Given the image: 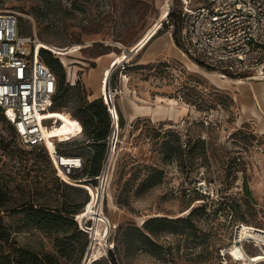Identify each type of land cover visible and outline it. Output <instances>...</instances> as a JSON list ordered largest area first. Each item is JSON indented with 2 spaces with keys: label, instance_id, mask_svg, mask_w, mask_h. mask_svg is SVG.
I'll use <instances>...</instances> for the list:
<instances>
[{
  "label": "rangeland",
  "instance_id": "rangeland-1",
  "mask_svg": "<svg viewBox=\"0 0 264 264\" xmlns=\"http://www.w3.org/2000/svg\"><path fill=\"white\" fill-rule=\"evenodd\" d=\"M165 1L169 0H0V10L18 13L20 32L35 31L44 42L42 46L65 70L67 93L45 117H57L60 123L66 121L67 128L57 130L55 124L46 128L51 146L53 137L68 138L81 126L71 115L74 94L79 92L89 99L93 83L102 87L108 105L113 109L115 103L124 120V125L112 126L98 184L66 180L82 187L81 190L57 179L58 193L76 203L88 196L74 215L78 225L87 231L84 238L90 239L82 264L93 257H109L110 252L117 264H236L226 252L236 225L246 223L264 228V132L257 128L259 119L250 109L252 106L261 113L250 83L258 87L264 77L241 76L247 82L234 83L227 78L230 75L221 76L219 71L182 54L177 41L180 0H173L168 21L173 27L177 56L160 55L141 65L140 52L136 51L158 29L167 30L166 25L160 28L158 19ZM105 53L111 59L102 68L99 83V78L88 72L97 67L99 55ZM114 70L112 85L110 77ZM215 81H224L226 86H218ZM110 84L116 89L114 103ZM129 102L133 107L137 103L142 110L143 105L151 106L150 115L129 120ZM169 129L180 133L182 147L187 148L183 162L162 158L160 143ZM198 136L205 140V155L188 150ZM81 143L72 141L61 146L72 148ZM10 149L38 169L41 182L54 189L55 173L44 149L21 143L0 113V157L5 159ZM151 164L163 169L162 180L135 193L137 179L146 173L145 165ZM134 173L138 176L135 181L130 179ZM123 187L127 189L126 196L121 194ZM96 192L97 197L101 195L99 203ZM118 196L121 202L117 201ZM203 202L205 210L192 214V226H178L177 232H159L155 238L160 246L155 252L121 241L114 245V239H121L117 229L120 223L134 227L151 215L186 216L192 207ZM5 219L20 245L37 251H56L52 235L22 226L17 215ZM245 249L256 253L252 244Z\"/></svg>",
  "mask_w": 264,
  "mask_h": 264
},
{
  "label": "built area",
  "instance_id": "built-area-1",
  "mask_svg": "<svg viewBox=\"0 0 264 264\" xmlns=\"http://www.w3.org/2000/svg\"><path fill=\"white\" fill-rule=\"evenodd\" d=\"M172 3L173 0H169L161 4L158 18L160 28L166 25L171 34L173 27L168 21ZM178 14V42L182 54L219 71L224 77L226 74L264 77V0H180ZM38 39L35 31L32 34L20 32L16 11L0 10V111L22 143L47 148L60 180L68 183L65 176L75 181L85 180L76 176L83 169L84 157L56 148L66 137H53L52 148L46 143L44 129L55 123L54 118L45 116L53 104L57 76L42 59L43 46L37 43ZM111 90L114 103L116 89L111 86ZM107 107L111 126L119 125L115 103L113 109ZM77 121L81 125L80 120ZM80 134L81 126L70 133V137ZM110 135L111 132L108 144ZM103 167L104 162L96 175V184ZM241 225L235 227L232 244L238 242L242 250L252 244L256 253H264V229L240 235Z\"/></svg>",
  "mask_w": 264,
  "mask_h": 264
},
{
  "label": "trees",
  "instance_id": "trees-1",
  "mask_svg": "<svg viewBox=\"0 0 264 264\" xmlns=\"http://www.w3.org/2000/svg\"><path fill=\"white\" fill-rule=\"evenodd\" d=\"M40 55L57 76V88L51 106V109H55L56 102L67 93L69 85L66 81V73L58 59L51 55L49 49L43 46ZM148 63H141V65ZM123 68H126L125 64H123ZM115 70L111 73L110 77L112 85L115 83ZM74 95L75 105L71 111V115L75 116L76 120H80L81 134L58 142L56 148L64 153L81 154L84 157V166L81 173L76 176H85V180L83 181L96 184V175L100 173L103 162L105 164L107 158V138L112 129L111 116L107 107L108 102L105 95L92 100L85 99L79 92ZM0 113L4 117L1 111ZM121 116L118 113L119 126L124 125V120ZM6 121L10 124L12 135L17 137L11 123L7 119ZM162 137L160 143L162 158L165 161L177 159L179 162H183L187 148L182 147L183 143L180 133L174 129H169ZM190 140L191 137L187 140L185 146L188 145ZM72 141H80L82 143L72 148L63 149L61 146L65 143L69 144ZM204 142V138L200 136L195 137L194 143L188 147L189 152L205 155L206 148ZM31 146H38L44 149L48 164L52 172L55 173V176L52 178V180L55 179V186L52 189L47 183H42L38 169L33 167L28 161H24L23 158H18L19 153L14 155L16 150H7L4 155L5 159L0 157V264H79L90 239L84 238L87 231L78 225L74 215L80 211V206H84L88 196L85 195L82 202L78 204L63 195V193H58L57 186L59 183L57 179L59 177L51 163L47 148L44 145ZM145 167H147L146 173L136 181L135 193L152 187L163 178L164 171L161 167L152 164L145 165ZM137 177V174L134 173L130 179L135 181ZM66 179L71 178L68 177ZM127 180L129 181V179ZM60 181L69 187L83 189L62 180ZM123 192L125 196L128 195L125 187L121 188V194ZM117 201L121 202L120 197ZM205 204L206 202H203L198 206L192 207L186 216L168 217L166 215H151L143 219L140 226L134 225V227L128 223H120L117 229L119 230L121 239H114V245H118L121 241L122 243L125 242L128 245L130 244V246H134L136 249L145 248L155 252L160 246L155 238L160 231L169 230L177 232L179 231L178 226H192L194 224L192 214L196 211L204 212ZM14 215H17L18 219L21 220L22 226H32L46 234L52 235L56 251L54 253L37 251L20 245L14 237L11 225L5 219L7 216ZM108 263L117 264L111 252L109 253V257H93L87 264Z\"/></svg>",
  "mask_w": 264,
  "mask_h": 264
},
{
  "label": "crops",
  "instance_id": "crops-1",
  "mask_svg": "<svg viewBox=\"0 0 264 264\" xmlns=\"http://www.w3.org/2000/svg\"><path fill=\"white\" fill-rule=\"evenodd\" d=\"M176 47L177 46H176V44L172 38V34L170 33V31L169 30L160 31L158 29L157 33L145 44V46L136 52H140L139 62L146 63V62L154 60L156 57H158L160 55L177 56L178 52H177ZM110 59L111 58L109 57V53L99 55V57H98L99 63L97 65V67L91 68L90 71L88 72V74H90V72H91V74L94 75L95 79L99 78V83H100L101 70L103 67H105V65L108 64ZM227 78L231 79V81L234 83H245V82H247L244 78H241V77H230V76H228ZM247 78H251V77H247ZM254 78H256V77H254ZM262 79H264V78H262ZM93 84L95 86L93 89L90 90V92L88 94L89 100H92L96 97H99V96H102L105 94V91L102 90V87L99 86V84L98 85L96 83H93ZM215 84L218 86H226L224 81H222V82L215 81ZM250 88H251V92H252L253 97L255 98L257 104L259 105V109H260L261 113L259 114L258 110H256V108H254L252 106H250V109L252 112H254L256 114V116L259 119L258 124H257V128H259L261 130V132H264V107H262V105L259 101V98H258L259 94L264 95V82H262L260 84V86H258V87H255L253 84L250 83ZM143 106H145V108H144L145 111L142 110V108H139L138 110L135 111V108L129 102V105H127V107H126V109H127L126 113H127L128 119L131 120L132 118L137 117V116H141V115H148V114L150 115L149 109H151V106L149 108L147 105H143ZM156 118L159 119L160 117L158 116Z\"/></svg>",
  "mask_w": 264,
  "mask_h": 264
},
{
  "label": "bare ground",
  "instance_id": "bare-ground-1",
  "mask_svg": "<svg viewBox=\"0 0 264 264\" xmlns=\"http://www.w3.org/2000/svg\"><path fill=\"white\" fill-rule=\"evenodd\" d=\"M37 43L41 46L44 42H43V40L41 38H39L37 40ZM158 98L160 99L162 97L158 96ZM259 99L261 100L262 107H264V95L259 94ZM170 101H171L172 104L175 103V100L173 98H170ZM139 107L141 108V106H139L137 103L134 102L135 111L138 110ZM54 119H55V123L54 124L57 125V130H64V129L67 128L66 121H63L62 123H60L58 121L57 117H55ZM44 133H45L46 143L51 148V145L49 144V140H48L49 139V134H48L46 129H44ZM65 178H68V177L65 176ZM95 195H96V200H98V203L101 202V195L99 194V196L97 197V192L95 193ZM246 225L247 224L242 223V225L239 226L240 227V231H239L240 235L249 234V233L253 234L254 230L261 231L262 229H264V228L257 227L255 225H249L250 227H252V228H250V227H247ZM247 251L245 249L242 250L240 245L238 244V242H235V243H233L230 246V248L228 250V253H229V255H232L236 259V261H237L236 264H254V262L258 261V260L264 261V253H248Z\"/></svg>",
  "mask_w": 264,
  "mask_h": 264
},
{
  "label": "water",
  "instance_id": "water-1",
  "mask_svg": "<svg viewBox=\"0 0 264 264\" xmlns=\"http://www.w3.org/2000/svg\"><path fill=\"white\" fill-rule=\"evenodd\" d=\"M130 51V50H129ZM129 51H127V53H129ZM131 52V51H130ZM83 258H84V253H83V255H82V258H81V261H80V263L79 264H82L83 263Z\"/></svg>",
  "mask_w": 264,
  "mask_h": 264
}]
</instances>
